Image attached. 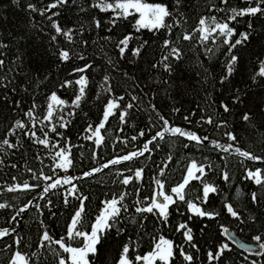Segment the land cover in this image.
Instances as JSON below:
<instances>
[{"label":"snow or ice","instance_id":"1","mask_svg":"<svg viewBox=\"0 0 264 264\" xmlns=\"http://www.w3.org/2000/svg\"><path fill=\"white\" fill-rule=\"evenodd\" d=\"M73 133L92 146L78 175ZM17 157L0 264H264V0H0V168ZM33 208L35 238L17 227Z\"/></svg>","mask_w":264,"mask_h":264},{"label":"trees","instance_id":"2","mask_svg":"<svg viewBox=\"0 0 264 264\" xmlns=\"http://www.w3.org/2000/svg\"><path fill=\"white\" fill-rule=\"evenodd\" d=\"M196 2H197V0H193V3H196ZM203 2H204V0H199V3L201 5H203ZM233 2H235V0H233ZM193 76H194V73H193ZM183 102H184L186 107L191 108V107H195V105H196V103L198 101H197L196 97L189 95V96H186V97L183 98ZM157 103L159 105V103H160L159 99L157 100ZM183 114L184 113L182 111L180 114H178L174 118L177 123H181V119H182ZM96 115H97L96 109L93 108L92 109V117L91 118L94 119ZM135 120L139 124V126H141V127L146 126V124H147V113H142V114L136 116ZM81 123H82V121H80L78 119L76 126H79V124H81ZM117 127H122L118 123V118L110 119L109 123L106 125V129L107 130H113L114 131L115 128H117ZM107 130L105 131L104 134H105L106 139H108V141H109V146L106 147V148H101V149H99V151H100L101 157L110 158V156L112 154H114V150L111 147V137H109V133H108ZM211 132H212V129L209 128V127H205V128H203L201 130V134L202 135L203 134H210ZM124 134H126V135H131L132 134L131 122L129 123L128 127H125ZM241 136L243 137L244 134L241 133ZM72 142L74 144H77V145H79V144H83L84 145L83 147H79L78 146V147H76L74 149V155L77 157L78 162H77L76 168L72 170V174L73 175H78V172H79V170L82 167L86 168V167H89V166H93L92 161L89 159L90 151H91V147L92 146L89 144V142L78 141L76 139L74 133H73V141ZM142 142L143 141L141 140L140 143H142ZM161 143H165V142H161ZM123 148H124L123 145H119L117 147L116 151L118 152V151H120ZM80 152H84L85 153V156L83 158L82 163L79 161V153ZM164 155H166V151H165V153H156V154H154L153 159L156 161L157 164H159ZM195 155H197V157H199L201 155H209V150H205V151H203V153L197 152V153H195ZM177 158H179V155L177 156ZM145 159H148V158L145 157ZM210 159L216 160L217 157L215 156V154H213L212 156H210ZM17 160L19 161V165H20V170L19 171L11 169V168H0V183H2L5 180L10 182V177L12 175H17L18 177H21L22 179L28 178L27 175L23 174V165H24L25 161L22 160V159H19V157H17ZM100 162H103V159H101ZM142 162L143 161H137V163H142ZM6 163H7V161H6ZM28 163H29V166L39 167V164L38 163H34L30 158L28 160ZM247 163H249L251 165L252 162H247ZM124 166H132V165L125 164ZM255 166L264 167V163L256 162ZM152 170H153L152 166H151V164H149V166L147 167V172H146V176H145V187L146 188H147L148 176L151 174ZM173 170H175V171H173ZM231 170L234 173V175L239 173V168L237 166V162L236 161L232 162ZM169 171H170V173H172L171 179L174 182L180 175L179 170L177 169V166L175 165L174 162L172 163L171 168H170ZM108 176H109V172L105 171L102 174H97V176L95 177L94 180L90 179V180H87V181L83 182V189L82 190L85 191V193L90 194L91 196L94 197L93 200L89 201L90 207H95V204L97 203V200L103 198V195H102L103 192H107V191H109V189L115 190V189H112L111 181L108 179ZM211 178L212 179H218L215 176H213ZM101 179L105 180L108 183V186H109L108 188H104L102 185L98 184V181H100ZM234 183H241V182H240L239 179H236V180H234ZM241 186H242L243 191L245 193H248L250 190H258V189H256V186L251 185L250 182H245ZM225 190L226 191H231L233 194L235 192L234 188L230 189V190L225 188ZM13 195H19L20 199L23 200L25 198L26 194H24V193L13 194V193H6L5 192V193H0V199H8V200L12 201L13 203H15L16 201L12 200ZM30 195L31 196H35L36 193L33 192ZM49 198H52L55 201L56 197L54 195V196L49 197ZM211 202L213 204H218L219 203V197L212 196L211 197ZM61 208H62V206H61ZM45 213H46V216H47L48 215L47 214V210H45ZM7 215L8 214L5 212V210L0 209V226H3L4 221L7 219ZM58 215H59V213H58ZM34 216H35V209L34 208L31 211H26L24 214H22V219H21L20 223L17 225V227L20 228L27 236H31L32 238H35L36 234H37L36 233V223H35V220H34ZM46 223H48L49 226L57 234H60V228L57 226V221H52V220L46 219ZM240 238L243 239V237H240ZM3 242H8V241H3ZM3 242H0V244H2ZM106 259H110V257L107 256V254H106Z\"/></svg>","mask_w":264,"mask_h":264},{"label":"water","instance_id":"3","mask_svg":"<svg viewBox=\"0 0 264 264\" xmlns=\"http://www.w3.org/2000/svg\"><path fill=\"white\" fill-rule=\"evenodd\" d=\"M237 238L242 239V238H240L239 236H238Z\"/></svg>","mask_w":264,"mask_h":264}]
</instances>
